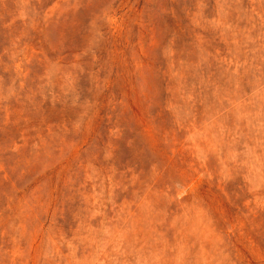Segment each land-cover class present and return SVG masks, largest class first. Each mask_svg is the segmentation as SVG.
Masks as SVG:
<instances>
[{
    "label": "rangeland",
    "instance_id": "obj_1",
    "mask_svg": "<svg viewBox=\"0 0 264 264\" xmlns=\"http://www.w3.org/2000/svg\"><path fill=\"white\" fill-rule=\"evenodd\" d=\"M0 264H264V0H0Z\"/></svg>",
    "mask_w": 264,
    "mask_h": 264
}]
</instances>
